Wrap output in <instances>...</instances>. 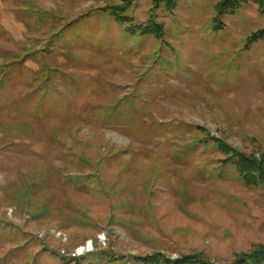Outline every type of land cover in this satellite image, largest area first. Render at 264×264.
Segmentation results:
<instances>
[{
  "label": "rangeland",
  "instance_id": "374dc122",
  "mask_svg": "<svg viewBox=\"0 0 264 264\" xmlns=\"http://www.w3.org/2000/svg\"><path fill=\"white\" fill-rule=\"evenodd\" d=\"M215 2L0 0V264L264 247V187L215 141L264 165V0L218 30Z\"/></svg>",
  "mask_w": 264,
  "mask_h": 264
},
{
  "label": "trees",
  "instance_id": "16d2710c",
  "mask_svg": "<svg viewBox=\"0 0 264 264\" xmlns=\"http://www.w3.org/2000/svg\"><path fill=\"white\" fill-rule=\"evenodd\" d=\"M154 6L164 4L168 7L175 5L176 0H152ZM244 0H216L214 9L215 15L213 16V29L218 30L222 27V17L226 14L233 13ZM131 0H122V5H113L110 7V13L118 23L127 21L128 17L122 12L127 8ZM130 26V25H128ZM129 30V29H127ZM131 30V29H130ZM142 32L151 33L153 36H161L162 27L160 24H150L142 28ZM264 38V27L253 32L249 41H255ZM211 138V137H210ZM214 140V139H213ZM219 150L225 155V160L234 165L235 170L238 172L244 184L248 186H262L264 187V165L255 159H249L243 152L231 148L223 140H216ZM143 262H156L161 264L163 262L162 255L155 254L151 257L139 258ZM175 264H215L200 258L199 256H191L185 259H178ZM172 262H164V264H171ZM230 264H264V247L258 248L250 253H242L236 260Z\"/></svg>",
  "mask_w": 264,
  "mask_h": 264
},
{
  "label": "bare ground",
  "instance_id": "6f19581e",
  "mask_svg": "<svg viewBox=\"0 0 264 264\" xmlns=\"http://www.w3.org/2000/svg\"><path fill=\"white\" fill-rule=\"evenodd\" d=\"M88 246H89V245H88ZM88 246H87V247H88ZM84 250H85V247H83V248H82V247H81V248H78L77 253L80 254V253H82V251H84Z\"/></svg>",
  "mask_w": 264,
  "mask_h": 264
}]
</instances>
